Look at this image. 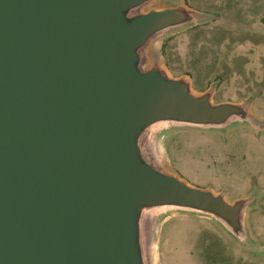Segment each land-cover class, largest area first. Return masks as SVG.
I'll list each match as a JSON object with an SVG mask.
<instances>
[{"label": "water", "instance_id": "95a60500", "mask_svg": "<svg viewBox=\"0 0 264 264\" xmlns=\"http://www.w3.org/2000/svg\"><path fill=\"white\" fill-rule=\"evenodd\" d=\"M0 0V264H159L174 214L249 249L258 192L192 185L164 162L179 130H255L252 98L213 100L161 39L211 16L183 0ZM167 155V154H166Z\"/></svg>", "mask_w": 264, "mask_h": 264}, {"label": "rangeland", "instance_id": "374dc122", "mask_svg": "<svg viewBox=\"0 0 264 264\" xmlns=\"http://www.w3.org/2000/svg\"><path fill=\"white\" fill-rule=\"evenodd\" d=\"M183 2L211 17L162 38V64L172 76L189 75L197 92L215 83V102L251 97L252 112L264 119V0ZM161 144L166 166L192 185L226 190L229 199L258 192L247 225L262 247L236 244L208 217L174 214L162 221L156 237L158 263L264 264V128L179 130Z\"/></svg>", "mask_w": 264, "mask_h": 264}, {"label": "bare ground", "instance_id": "6f19581e", "mask_svg": "<svg viewBox=\"0 0 264 264\" xmlns=\"http://www.w3.org/2000/svg\"><path fill=\"white\" fill-rule=\"evenodd\" d=\"M162 224V223H161Z\"/></svg>", "mask_w": 264, "mask_h": 264}]
</instances>
